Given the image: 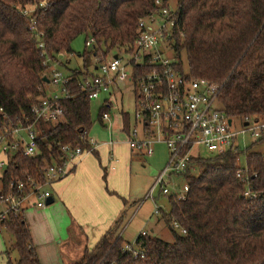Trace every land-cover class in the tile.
I'll return each instance as SVG.
<instances>
[{
    "label": "trees",
    "instance_id": "trees-1",
    "mask_svg": "<svg viewBox=\"0 0 264 264\" xmlns=\"http://www.w3.org/2000/svg\"><path fill=\"white\" fill-rule=\"evenodd\" d=\"M155 1L0 0V130L33 125L37 148L35 157L19 153L10 159L4 185L27 179L43 183L47 165L65 162L62 147L91 149L89 92L81 81L98 60L130 50L139 19L157 10ZM160 1L168 8V0ZM174 11L169 42L177 68L221 86L218 109L228 118L264 116V0H176ZM81 35L93 43L78 55L84 69L69 71V95L59 103L61 121L34 122L31 108L47 94L43 79L48 80L52 65L65 67L59 57L72 55L71 44ZM105 112L102 103L101 124ZM129 123L122 113L123 132L128 133ZM253 146L195 159V171L182 176L188 186L185 200L161 195L168 210L160 208L157 217L169 229L171 242L146 233L133 245L125 243L118 235L119 217L77 264H264V153ZM238 171L244 183L236 178ZM247 190L255 197L246 199ZM4 232L14 240L15 264H40L23 214L11 217ZM126 245L138 256L126 252Z\"/></svg>",
    "mask_w": 264,
    "mask_h": 264
},
{
    "label": "built area",
    "instance_id": "built-area-1",
    "mask_svg": "<svg viewBox=\"0 0 264 264\" xmlns=\"http://www.w3.org/2000/svg\"><path fill=\"white\" fill-rule=\"evenodd\" d=\"M155 5L157 10L154 13L139 19L130 50L122 52L128 58L125 60L120 54H115L104 61L98 60L91 68L95 73L91 72L83 78L81 86L89 92L90 101L101 95L107 96L103 101L107 112L101 120L109 124L108 127L112 126V114L117 112L112 97L127 88H133L135 111L126 133L129 149L150 157L154 154V146L163 145L168 155L167 164L156 176L146 199L153 200V194L158 189V195L174 194L177 200L183 201L188 186L184 183L179 188L170 179L173 176L182 177L188 170L195 171L193 161L202 158L194 152L195 149L203 148L211 156L221 155L237 147H245L246 137L254 142L262 140L264 116L241 121L228 118L218 109L221 86L191 78L177 68L176 60L167 55V51H171L169 41L175 26V11L164 8L160 0H156ZM45 6L46 3L41 2L40 8ZM32 11H24V14L28 15ZM92 43V40L88 41L87 46ZM38 47L42 49L43 45L39 44ZM57 68V64L52 65L48 72V84L55 90L48 92L31 108L34 122H57L63 116L59 103L69 95L66 89L69 77ZM235 122L241 124L240 129H233ZM239 139L242 140V146L237 143ZM88 141L93 145L91 140ZM61 151L65 155V162L47 165L43 169V183L27 179L26 182L17 180L4 185L3 171L14 155L20 153L27 158L36 156V133L33 125L0 130V235L11 217L24 213L31 198H35L33 206L44 209L47 200L52 198L50 186L65 178L73 163L84 153L70 146L62 147ZM236 178L244 183L240 171ZM244 197L252 199L255 196L247 190ZM159 209L155 206L153 214L157 216ZM172 227L180 234H185V230L177 223H173ZM124 250L133 252L134 257L138 256L129 245Z\"/></svg>",
    "mask_w": 264,
    "mask_h": 264
},
{
    "label": "rangeland",
    "instance_id": "rangeland-1",
    "mask_svg": "<svg viewBox=\"0 0 264 264\" xmlns=\"http://www.w3.org/2000/svg\"><path fill=\"white\" fill-rule=\"evenodd\" d=\"M176 0H168V8L171 11L175 10ZM32 10V8H30ZM87 38L84 35L77 37L71 44L73 56L68 68L59 67V72L67 76L70 70L80 68L84 69L83 62L78 55L84 50L89 51L90 47H86ZM115 54H120V57L127 59L128 57L121 52H111L109 57ZM167 55L172 57V52L167 51ZM66 56V55H65ZM62 61L65 57H59ZM182 61L184 56L182 55ZM94 60H91V64ZM90 72H94L90 67ZM48 89L55 90L51 85L47 84ZM47 91V90H46ZM107 96L101 95L98 99L90 101V117L91 128L88 133V139L95 140L99 143L108 141V133L116 131L120 125V119H117L115 125L110 126V131H106L101 127L98 122L99 110L103 101ZM118 115L127 113L132 121L135 111V93L133 88H127L118 92L111 99ZM113 118V116L111 117ZM61 121V120H60ZM240 123H234L233 129H240ZM119 140H123L122 137ZM237 143L242 146V140L239 139ZM246 146L254 144L253 151L264 153V141L256 144L249 137L245 138ZM122 153L125 152L124 147L119 149ZM154 154L150 157L145 154H138L132 151L135 158L131 162V166L126 171L129 173L128 181H116L113 185L111 181H105L104 188L106 191L111 192L112 195L121 196L128 201L125 208V214L122 217L121 225L118 230V235L122 236L125 243L132 244L136 237L142 232L154 235L165 242H171L172 236L166 225L153 214L155 206L160 207L162 210H168L167 200L163 196H159L158 189L153 194L152 199H146V195L151 189L156 176L163 170L167 164V151L163 145H156L153 147ZM200 157H209L210 154L203 148L195 149L194 151ZM126 153V152H125ZM125 155V154H124ZM125 157V156H124ZM175 186L182 188L184 182L182 177L173 176L170 179ZM168 188L171 190V184ZM114 192V193H113ZM30 204L25 206L24 217L29 224L32 234L33 244L37 259L40 264H77L84 256L86 248L89 246L83 241L81 236L83 231L78 229L77 224L64 212L57 204V200L51 205L46 206L44 209H39L33 206L35 198L30 199ZM29 206V207H27ZM32 210H28V208ZM14 240L10 234L5 232L0 236V264H15L17 254L11 250ZM85 250V251H84Z\"/></svg>",
    "mask_w": 264,
    "mask_h": 264
},
{
    "label": "crops",
    "instance_id": "crops-1",
    "mask_svg": "<svg viewBox=\"0 0 264 264\" xmlns=\"http://www.w3.org/2000/svg\"><path fill=\"white\" fill-rule=\"evenodd\" d=\"M72 56H64L62 62L65 63V68H68ZM45 90L46 93L51 92L48 87ZM112 116L113 126L117 123L115 117L120 119L116 131H110L107 123H99L103 129L110 131H108V141L99 143L89 139L93 143L90 145L91 149L84 151L73 163L70 173L65 178L49 188L53 203L57 200V204L77 224L78 229L83 231L81 235L83 241L89 245L86 250H91L107 231L114 227L119 217L126 215L125 208L128 205L125 198L120 200L121 196L112 195L104 188L105 181H111L113 185L119 179L128 181L129 173L126 169L129 170L136 156L127 145V135L122 130V117L117 112ZM129 121H131L130 117ZM120 137L123 138L122 141L119 140ZM121 147H124L126 153L119 150ZM28 210L31 211L32 208ZM25 222L34 247L30 226L27 220Z\"/></svg>",
    "mask_w": 264,
    "mask_h": 264
},
{
    "label": "water",
    "instance_id": "water-1",
    "mask_svg": "<svg viewBox=\"0 0 264 264\" xmlns=\"http://www.w3.org/2000/svg\"><path fill=\"white\" fill-rule=\"evenodd\" d=\"M43 81L46 83V84H48V80L46 79V78H44L43 79ZM231 121H229V123H230ZM245 125H247V124H245ZM53 203V199L52 198H49L48 200H47V202H46V205L48 206V205H51Z\"/></svg>",
    "mask_w": 264,
    "mask_h": 264
}]
</instances>
